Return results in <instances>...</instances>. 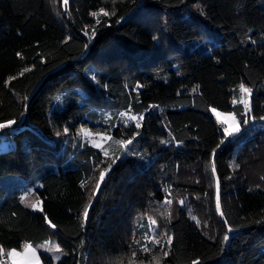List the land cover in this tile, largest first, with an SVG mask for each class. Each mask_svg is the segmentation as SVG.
I'll list each match as a JSON object with an SVG mask.
<instances>
[{"label":"trees","instance_id":"1","mask_svg":"<svg viewBox=\"0 0 264 264\" xmlns=\"http://www.w3.org/2000/svg\"><path fill=\"white\" fill-rule=\"evenodd\" d=\"M101 7L115 15L96 25L90 13ZM85 26L96 27L90 42ZM25 68L32 70L21 76ZM240 83L253 88L252 114L261 121L264 0H70L67 10L63 0H0V122L17 121L10 126L15 150L0 153V181L17 175L33 186L36 176L43 209L31 211L16 195L0 203L4 255L54 239L63 253L58 264H156L153 256L160 264H264V175L256 183L253 173L264 134L243 129L217 148L221 127L211 114L233 110ZM129 107L144 115L138 155L115 147L121 159L81 226L106 164L93 170L103 153L78 133L103 131L106 113ZM122 129L112 126L113 140L137 131ZM217 178L224 218L235 229L226 245ZM165 195L173 201L167 209ZM183 196L190 207L179 204ZM149 218L174 234L169 256L156 248L134 259L133 233Z\"/></svg>","mask_w":264,"mask_h":264},{"label":"snow or ice","instance_id":"2","mask_svg":"<svg viewBox=\"0 0 264 264\" xmlns=\"http://www.w3.org/2000/svg\"><path fill=\"white\" fill-rule=\"evenodd\" d=\"M69 4V0H63V5L65 6V10H67V6ZM90 15L94 18L95 24L100 25L101 20L99 17H110L112 15H115V12H109L105 8L101 7L98 12L93 11L90 13ZM124 19V17H120V20ZM119 23V20L117 21ZM84 35L89 37V42L95 37L96 35V27L93 26L91 29V33L88 31V26H85L84 29ZM70 37L65 38L63 43H67ZM155 39V37H154ZM89 46L88 43H85L83 47L87 49ZM19 55V53H18ZM41 62L45 63L43 57H41ZM31 68H25L23 72L20 73L22 76L24 72L31 71ZM15 77H13L14 79ZM91 79L94 82L96 81V76L93 75ZM193 92L196 91L195 88L192 89ZM253 88L245 86L244 83L239 84V99H237L235 96L232 99L233 104V110L228 111L226 113H222L218 111L215 107L211 109L212 113L217 118V122L219 125H221V136L222 139L220 140L219 144L217 145V148H219L221 145H223L225 142H231L233 138H235L243 129L247 128L250 124H254L256 121V117L252 114L253 108H252V95H253ZM25 101L27 100V96L24 97ZM239 104L242 106L239 110L235 108V105ZM26 107V105H25ZM131 108L129 107L128 111H121L118 113V119H119V125H112V126H122V127H129L132 122H134V129L138 130L142 127V121L144 119V115L141 114L139 116L137 115H130ZM111 119V118H109ZM261 120H264V117H260ZM108 121L106 120L105 123ZM17 121L13 119H9L6 122H0V129L8 128L14 124H16ZM68 128H64V133H68ZM81 131L84 132L86 136H91L92 134L88 132L86 129H81ZM108 130L106 129L104 133H96L97 136L100 137L101 140L107 142L111 141L113 137L111 135L107 134ZM139 131H134L130 138L120 139L117 141L119 144L120 152L123 155H138V153L135 152L134 148V141L136 140V137L139 136ZM56 135H60L59 132L56 133ZM133 146V147H130ZM92 147L96 149H100L103 153V157L105 159L98 161L94 165V169L98 168L101 164H106V167H103L98 174V179L95 183L94 189L92 191V198L88 201V203L83 207L82 213H81V220L83 226L86 222H88L90 217V209L92 207V204L94 202V199L98 195H102V185L106 181V177L110 174L111 169L114 167V165L121 159V155H115L110 154L108 149L104 147V145L100 142L93 141ZM212 156H215V150H213ZM111 162H108V161ZM238 167V165H237ZM213 175L216 174V167L213 163L212 169H211ZM86 187V184L84 182L81 183V188ZM31 190H26L25 193L20 197V202L23 203L25 201V198L30 195ZM41 201L37 200L36 203H32L31 205H25L26 207L30 206L32 209H37ZM173 201L169 198H167V195H165V198L163 200V206L167 209L168 206H171ZM179 204L182 206L184 204V200L181 199L179 201ZM40 211H43L42 208L39 209ZM215 210L219 217L221 218V222L225 225L226 231L223 235V243L226 245L227 242L231 239V234L235 231L233 227L228 223L227 219H225V214L222 211L221 207V192H220V181L217 178L215 180ZM162 216H171V213H161ZM45 220L48 223L50 228L55 229L57 226L52 223L51 220H49L45 216ZM140 232L142 233L140 238H136V233ZM174 234H172L168 230H164L162 233L160 232L159 225L157 224L156 219L149 218L148 222L141 223L137 226L136 232L133 233V246L132 247V257L135 259L137 258V253H142L147 257L148 254L153 252V249L159 248V251L162 253L163 257H168L169 252L171 250V247L174 242ZM55 252H60L61 249L59 246H57L54 250ZM4 248L0 247V257H3L4 255ZM7 257L10 260L11 264H40V257L37 254V249L32 247L31 244L24 245V249L22 252L17 251L16 248H12L7 251ZM59 259V257H57ZM153 260L156 261V264H160L159 259H157L155 256L152 257ZM0 264H4L3 260H0ZM140 264H145V260H140ZM148 264H151V262H148ZM192 264H200L199 259H195L192 261Z\"/></svg>","mask_w":264,"mask_h":264},{"label":"rangeland","instance_id":"3","mask_svg":"<svg viewBox=\"0 0 264 264\" xmlns=\"http://www.w3.org/2000/svg\"><path fill=\"white\" fill-rule=\"evenodd\" d=\"M69 3H70V0H69ZM239 95L240 94H239V90H238L237 99H239ZM237 105H239V104H237ZM222 113H224V112H222ZM129 114L134 115L131 112ZM211 114L217 120V118L212 113V111H211ZM109 118H111V119H109ZM106 120L108 121L107 123H105ZM113 124L119 125L118 113L113 114L111 112H108L103 116V119L98 124V126H104L103 131L94 132V131L87 130L88 132H90L92 134L90 137L86 136L83 131H80L78 133L77 140L80 139L82 141V143L87 144L91 147H92V142L95 140L97 142L102 143L104 145V147L108 149L110 154H114L115 147H117L119 145L117 143V141L112 139L111 141L105 142V141L101 140L99 136L96 135V133H104L105 130L107 129L108 130L107 134L112 136L113 135L112 134V125ZM142 127H143V121H142ZM142 127L140 129H138L137 131H140L142 129ZM122 128H123L122 129L123 131L134 129V122H132L129 127H127V128L122 127ZM245 129L253 130V132L257 131L259 133L264 134V120L255 121L254 124H250ZM16 132H17V128H13V127L0 129V153H5L8 151L15 150V143L13 142L12 138H13V134ZM97 150L101 151L100 149H97ZM255 156H256V159L258 160V164H257L256 170L253 171V173L256 175L255 182L258 183L259 182L258 177L264 175V166H263L264 165V145L261 147L260 151L256 153ZM259 162H261L260 163L261 167L259 166ZM0 188L3 190L2 195H1V199H0V203L5 201L9 196H13V195H16L20 199V197L25 193L26 190H31L30 195H28L25 198V201L22 203L25 206V205H31L32 203L37 202L35 195H36V191L41 188V185L36 181V176H35L34 185L29 186L25 183L24 179L15 175V176L6 178L4 180H1L0 181ZM181 199L184 200V204L182 206H187V207H188V205H189V207L191 206L192 202H191L189 197H186V196H183L182 198L178 197L179 201ZM197 200H199V198ZM27 208L33 212L41 213L42 211H40L39 209L42 208V203L39 204L37 209H32L30 206H28ZM193 208H194V204H193L192 210H191V215L193 216V219L201 222L200 217H198L199 212H196V210H194ZM140 236H141V234H140ZM31 245H32V247L37 249V254L40 257V264H44L43 259H42V255L47 256L51 261L54 262V264H58L62 260V257H63L62 251H60V252L54 251L55 248L57 246H59L57 240L50 239L48 241H44V242H41L39 244H34V245L31 244ZM23 249H24V247L22 248V250H17V251L22 252ZM5 256H6L8 263L11 264L10 260L7 257V252H6ZM57 257H59V259H57ZM0 260H1V257H0Z\"/></svg>","mask_w":264,"mask_h":264},{"label":"built area","instance_id":"4","mask_svg":"<svg viewBox=\"0 0 264 264\" xmlns=\"http://www.w3.org/2000/svg\"><path fill=\"white\" fill-rule=\"evenodd\" d=\"M220 127H221V125H220ZM1 260H3L4 264H9L5 255H3V257H1Z\"/></svg>","mask_w":264,"mask_h":264}]
</instances>
